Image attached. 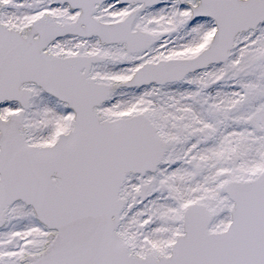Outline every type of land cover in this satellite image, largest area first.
Here are the masks:
<instances>
[{
  "label": "snow or ice",
  "instance_id": "obj_1",
  "mask_svg": "<svg viewBox=\"0 0 264 264\" xmlns=\"http://www.w3.org/2000/svg\"><path fill=\"white\" fill-rule=\"evenodd\" d=\"M0 264H264V0H0Z\"/></svg>",
  "mask_w": 264,
  "mask_h": 264
}]
</instances>
